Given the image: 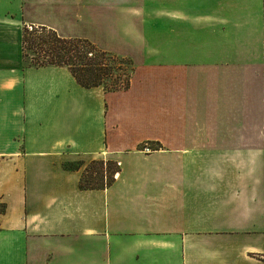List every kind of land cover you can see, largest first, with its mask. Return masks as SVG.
I'll use <instances>...</instances> for the list:
<instances>
[{
	"label": "crops",
	"instance_id": "1",
	"mask_svg": "<svg viewBox=\"0 0 264 264\" xmlns=\"http://www.w3.org/2000/svg\"><path fill=\"white\" fill-rule=\"evenodd\" d=\"M24 26L132 60L129 89L30 66ZM0 264H264V0H0Z\"/></svg>",
	"mask_w": 264,
	"mask_h": 264
},
{
	"label": "trees",
	"instance_id": "2",
	"mask_svg": "<svg viewBox=\"0 0 264 264\" xmlns=\"http://www.w3.org/2000/svg\"><path fill=\"white\" fill-rule=\"evenodd\" d=\"M23 58L32 67L47 66L66 67L76 82L87 89L103 87L107 92L128 90L134 72L132 60L99 49L94 43L85 39H68L47 27L24 26L22 35ZM99 172L104 181L99 182L87 177L89 167L85 169L80 180L81 188L103 189L110 186L119 171L118 163L101 161ZM106 169L103 170V166ZM99 170V171H98Z\"/></svg>",
	"mask_w": 264,
	"mask_h": 264
},
{
	"label": "rangeland",
	"instance_id": "3",
	"mask_svg": "<svg viewBox=\"0 0 264 264\" xmlns=\"http://www.w3.org/2000/svg\"><path fill=\"white\" fill-rule=\"evenodd\" d=\"M64 38V37H63ZM86 40V39H85ZM100 49V48H99ZM29 53V57L31 58V57H33L32 56V54L33 53H30V52H28ZM30 58H28L27 60H26V62L27 63H29L30 61ZM131 83V82H130ZM101 88H103V87H101ZM123 91V90H122ZM107 92V91H106ZM117 92V91H116ZM101 159L99 160V159H97V160H93V161H91L90 163L89 162H87L88 164H87V167H89L87 170H89V173L87 174V177H92L93 178V180H95L96 182L98 181H100V180H103L104 181V172H103V177H101L102 175H100V173L99 172H95V170H97V169H101V167H102V165H100V163H101ZM104 162V161H103ZM104 163H106V161L104 162ZM86 167V168H87ZM104 169H106V165L105 166H103V170ZM99 171V170H98Z\"/></svg>",
	"mask_w": 264,
	"mask_h": 264
}]
</instances>
